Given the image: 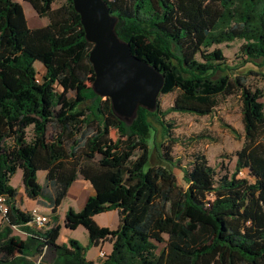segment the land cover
<instances>
[{
    "label": "trees",
    "instance_id": "16d2710c",
    "mask_svg": "<svg viewBox=\"0 0 264 264\" xmlns=\"http://www.w3.org/2000/svg\"><path fill=\"white\" fill-rule=\"evenodd\" d=\"M30 1L46 24L29 27L19 2L0 0V264H264V0H105L117 36L163 75L159 94H174L129 122L92 89V44L72 0ZM235 41L230 62L218 45ZM230 96L244 130L234 169H216L202 150L184 164L175 146L204 134L177 136L169 114L209 115ZM18 169L26 196L50 209L42 226L19 207ZM79 175L93 194L67 209L64 226H83L88 243L59 244L57 209ZM110 210L115 229L93 219ZM103 241L110 251L86 258Z\"/></svg>",
    "mask_w": 264,
    "mask_h": 264
},
{
    "label": "rangeland",
    "instance_id": "374dc122",
    "mask_svg": "<svg viewBox=\"0 0 264 264\" xmlns=\"http://www.w3.org/2000/svg\"><path fill=\"white\" fill-rule=\"evenodd\" d=\"M19 2L23 8L24 18L29 27H38L47 23V18L40 17L36 8L30 0H15ZM61 0L54 5L57 6ZM240 42L235 41L228 45L221 44L218 47L222 48L228 61L234 62L235 55L238 52ZM35 67L41 73L42 65L35 62ZM250 84L260 86V78L258 75H249ZM174 94H159L158 99L162 108L172 104ZM241 104L237 96H230L220 100L219 104L209 115L196 116L190 114H179L176 112L170 113L169 117L174 119L176 123L175 134L182 138L194 137L197 134L203 133L204 136L197 139L195 142L187 144V146L177 145L174 148V155L182 158L186 164L188 156L195 150H202L209 163L216 169L219 168L220 162L226 164L227 168L232 171L235 166V151L238 150L244 141V130L241 116ZM133 119V117H132ZM154 125L155 122L150 118ZM115 134L112 131L110 139H114ZM241 177H246L252 181V177L247 175L246 171L238 174ZM44 171H37V180L42 182ZM10 184L18 191L22 184L21 170L18 169L11 177ZM24 194V191L20 192ZM93 194V188L88 181L80 175L71 183L66 196L61 201L57 209L58 222L61 225L57 243H66L69 238L77 240L83 246H87V232L83 226H78L75 229H67L64 226V215L68 208L79 211L87 197ZM36 204L39 209L44 212L47 217L50 214V209L47 203L42 199H38ZM93 219L101 226L115 229L118 225V214L115 210L105 211L93 216ZM13 233L19 236L24 234L14 228ZM110 243L103 241L97 246H89L86 250V258L99 260L98 251L102 250L105 253L110 251Z\"/></svg>",
    "mask_w": 264,
    "mask_h": 264
},
{
    "label": "water",
    "instance_id": "95a60500",
    "mask_svg": "<svg viewBox=\"0 0 264 264\" xmlns=\"http://www.w3.org/2000/svg\"><path fill=\"white\" fill-rule=\"evenodd\" d=\"M80 16L85 39L92 44L89 61L94 71L93 91L109 98L114 114L130 121L137 108L154 111L163 75L135 56L115 31L116 17L105 0H72Z\"/></svg>",
    "mask_w": 264,
    "mask_h": 264
},
{
    "label": "built area",
    "instance_id": "2783aa9c",
    "mask_svg": "<svg viewBox=\"0 0 264 264\" xmlns=\"http://www.w3.org/2000/svg\"><path fill=\"white\" fill-rule=\"evenodd\" d=\"M8 210L7 204L5 203V197L0 196V214L3 216ZM32 220L35 225L42 226L44 223L48 221L47 215L42 212L39 207H33L29 210ZM105 252L102 250L98 251V257H103Z\"/></svg>",
    "mask_w": 264,
    "mask_h": 264
},
{
    "label": "crops",
    "instance_id": "0c3cea01",
    "mask_svg": "<svg viewBox=\"0 0 264 264\" xmlns=\"http://www.w3.org/2000/svg\"><path fill=\"white\" fill-rule=\"evenodd\" d=\"M22 191H24V188H23V186H20L19 187V190L17 191V198H16L17 199V202L19 203V207L22 210L29 211L33 207H39V205L36 204V202L38 201V199H31V198H29V197L26 196L25 192H24V194L20 193ZM2 222H3V216L0 214V225L2 224ZM21 237L23 238L24 236H21ZM97 261H99V260H97Z\"/></svg>",
    "mask_w": 264,
    "mask_h": 264
}]
</instances>
